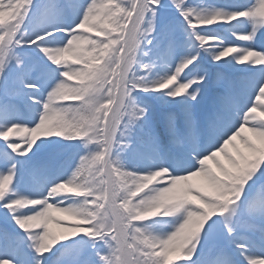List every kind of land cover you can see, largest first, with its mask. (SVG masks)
<instances>
[{
    "label": "snow or ice",
    "instance_id": "1",
    "mask_svg": "<svg viewBox=\"0 0 264 264\" xmlns=\"http://www.w3.org/2000/svg\"><path fill=\"white\" fill-rule=\"evenodd\" d=\"M0 25V264H264V0H0Z\"/></svg>",
    "mask_w": 264,
    "mask_h": 264
},
{
    "label": "rangeland",
    "instance_id": "2",
    "mask_svg": "<svg viewBox=\"0 0 264 264\" xmlns=\"http://www.w3.org/2000/svg\"><path fill=\"white\" fill-rule=\"evenodd\" d=\"M55 213V212H54ZM57 226L56 224H53V227ZM157 228H166V225H155Z\"/></svg>",
    "mask_w": 264,
    "mask_h": 264
},
{
    "label": "trees",
    "instance_id": "3",
    "mask_svg": "<svg viewBox=\"0 0 264 264\" xmlns=\"http://www.w3.org/2000/svg\"><path fill=\"white\" fill-rule=\"evenodd\" d=\"M64 229H59L58 231H63Z\"/></svg>",
    "mask_w": 264,
    "mask_h": 264
}]
</instances>
